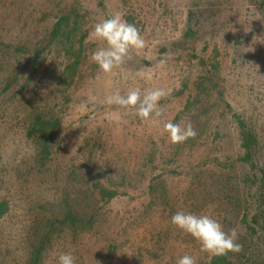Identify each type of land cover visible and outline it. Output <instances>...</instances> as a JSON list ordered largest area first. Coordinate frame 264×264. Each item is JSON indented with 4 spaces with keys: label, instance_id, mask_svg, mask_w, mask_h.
<instances>
[{
    "label": "rangeland",
    "instance_id": "rangeland-1",
    "mask_svg": "<svg viewBox=\"0 0 264 264\" xmlns=\"http://www.w3.org/2000/svg\"><path fill=\"white\" fill-rule=\"evenodd\" d=\"M116 13L146 47L105 78L89 34ZM135 87L165 89L159 118L104 103ZM36 116L58 122L48 149ZM188 120L197 135L170 144L165 123ZM261 168L264 0H0V264H215L170 223L177 211L236 228L232 264H264Z\"/></svg>",
    "mask_w": 264,
    "mask_h": 264
},
{
    "label": "clouds",
    "instance_id": "clouds-1",
    "mask_svg": "<svg viewBox=\"0 0 264 264\" xmlns=\"http://www.w3.org/2000/svg\"><path fill=\"white\" fill-rule=\"evenodd\" d=\"M89 39L97 44L91 51L89 60L98 67L99 73L105 78L115 76L126 61L139 56L146 47L140 30L134 24L128 23L121 13L96 23ZM166 95L167 92L163 88L144 89L142 92L141 88L135 87L128 89L124 95L117 90L106 96L104 103L119 106L124 110L135 108L140 119L149 120L153 115L157 118L162 115L159 101ZM164 130L172 145L184 143L197 135L190 120L185 123L168 121ZM170 223L175 229L189 235L199 244L201 252L211 257H223L228 253L238 254L242 250V245L237 242V229L232 228L225 232L222 224L210 214L198 215L177 211L171 216ZM58 264H75V257L71 253H61L58 256ZM177 264H197V261L190 255H184Z\"/></svg>",
    "mask_w": 264,
    "mask_h": 264
},
{
    "label": "trees",
    "instance_id": "trees-1",
    "mask_svg": "<svg viewBox=\"0 0 264 264\" xmlns=\"http://www.w3.org/2000/svg\"><path fill=\"white\" fill-rule=\"evenodd\" d=\"M65 22V18H62L55 26V32H60L62 30L63 24ZM241 131V140H242V148L245 151V160L251 163L253 158V145H254V134L253 131L249 129L247 123L242 119H238ZM34 127L36 128V133L39 135V141L45 149L49 148V142L52 139L53 133L57 128V123H50L46 121L41 116H36L33 120ZM259 182L261 183V190H264V168L259 169ZM103 194L107 196L109 199H112L117 196L116 191H103ZM262 200H264V195H262ZM261 200V201H262ZM260 202V201H259ZM9 210V203L7 201H0V218H2ZM66 216L74 222L80 221L78 215L74 214L71 209H68ZM257 223V222H256ZM248 229L254 230L253 227H248ZM264 230V227H263ZM215 264H232L226 256L223 257H214Z\"/></svg>",
    "mask_w": 264,
    "mask_h": 264
}]
</instances>
